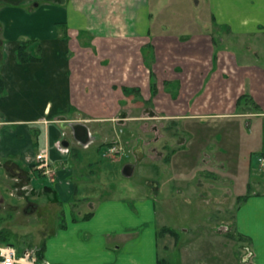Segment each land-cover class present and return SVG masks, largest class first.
Returning a JSON list of instances; mask_svg holds the SVG:
<instances>
[{"label":"rangeland","instance_id":"rangeland-1","mask_svg":"<svg viewBox=\"0 0 264 264\" xmlns=\"http://www.w3.org/2000/svg\"><path fill=\"white\" fill-rule=\"evenodd\" d=\"M208 1L151 0L147 38H135L132 31L129 46L119 48L129 55L131 70L137 65L140 71L126 77L121 58L112 57L117 68L108 76L115 86L126 83L135 90L126 94L111 88V82L106 90L94 88L92 99L99 107L109 102L103 96L108 92L114 103L108 106V121H81L95 137L79 149L82 165L91 161L85 177L94 185L85 195L91 201L79 202L90 208L107 197L152 192L160 230L167 225L178 232V239L170 233L159 236L163 258L174 264H264L256 242L236 225L238 206L245 201L239 197L249 196L264 177V122L258 116L264 112V35H240L250 27L220 22L226 16L219 18L220 10ZM117 42L115 48L122 47ZM98 44L100 50L108 48L104 41ZM222 50L231 56L228 76H235L232 69L239 71L230 83L234 89L220 70ZM192 139L195 149L188 153ZM110 144L118 151L105 155ZM206 144L210 152L204 154ZM51 162L52 177L31 167V185L27 175L23 179L12 167H0V245L11 243L20 254L33 251L35 264L45 258L44 238L69 211L56 200L41 203L51 196L42 189L58 177ZM127 162L138 165L130 176L124 173Z\"/></svg>","mask_w":264,"mask_h":264},{"label":"crops","instance_id":"crops-1","mask_svg":"<svg viewBox=\"0 0 264 264\" xmlns=\"http://www.w3.org/2000/svg\"><path fill=\"white\" fill-rule=\"evenodd\" d=\"M208 2L220 10L219 18L226 16L220 22L250 27L240 35H264V0ZM152 20L151 0H0V167L5 171L12 167L23 179L27 175L31 185L35 155L45 149L57 164L58 177L41 188L51 194L41 203L49 206L56 200L69 207L54 233L44 238L45 258L39 264H160L163 259L156 194L142 190L137 197H107L90 208L80 206L82 199L91 201L85 195L94 184L88 174L85 177L91 161L82 165L79 149L95 140L80 144L69 130L72 122L111 119L108 106L114 100L110 92L103 94L109 102L102 101L99 107L92 99L94 88L106 90L110 82L111 88L131 86H115L113 76H108L117 68L112 57L121 58L126 77L139 72L137 65L131 70L129 55L119 48L129 46L132 31L135 38L146 39ZM101 41L108 45L102 48L105 51L98 47ZM114 41L122 42V47L115 48ZM22 42H27L33 59H20ZM228 50L219 51L218 63L227 87L234 89L231 86L239 71L232 69L235 76H228ZM261 113L259 120L264 122ZM193 141L187 142L188 153L195 149ZM209 147L203 145L202 152L208 153ZM126 164L133 165L132 174L138 167L134 162ZM258 185L264 187V177ZM259 186L238 206L236 225L256 242L257 255L264 256V188ZM87 214L92 215L85 219Z\"/></svg>","mask_w":264,"mask_h":264},{"label":"built area","instance_id":"built-area-1","mask_svg":"<svg viewBox=\"0 0 264 264\" xmlns=\"http://www.w3.org/2000/svg\"><path fill=\"white\" fill-rule=\"evenodd\" d=\"M118 151L117 145H109L105 150V155H109ZM264 162V158H263ZM51 160L48 152L45 149H41L35 155V165L38 170L43 174H47L50 177L52 173ZM35 254L33 251L25 250L23 254H20L16 246L12 244L0 245V264H35Z\"/></svg>","mask_w":264,"mask_h":264},{"label":"water","instance_id":"water-1","mask_svg":"<svg viewBox=\"0 0 264 264\" xmlns=\"http://www.w3.org/2000/svg\"><path fill=\"white\" fill-rule=\"evenodd\" d=\"M70 126L73 130L75 138L83 145H88L94 137L91 134L90 128L87 124L82 122H72ZM133 172V165L126 164L124 167V173L126 175H131Z\"/></svg>","mask_w":264,"mask_h":264},{"label":"trees","instance_id":"trees-1","mask_svg":"<svg viewBox=\"0 0 264 264\" xmlns=\"http://www.w3.org/2000/svg\"><path fill=\"white\" fill-rule=\"evenodd\" d=\"M18 54L21 60L23 61H28L33 59V56H30V54L27 52V42H22L21 45L19 46V50H18ZM0 86H2V80L0 79ZM1 88V87H0ZM1 90V89H0ZM135 89H133V87H129V86H123V91L126 94H129L130 91H133ZM137 92H139V89H136ZM246 197L244 196H240L239 200H243ZM160 234L163 233H170L173 234L174 236H176V239H178V232L175 228L171 227V226H164L161 228V230L159 231ZM160 264H170L165 258L160 260Z\"/></svg>","mask_w":264,"mask_h":264}]
</instances>
